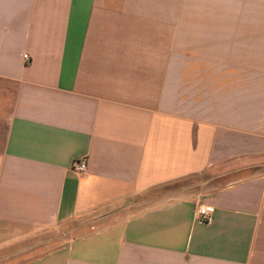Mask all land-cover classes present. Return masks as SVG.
Here are the masks:
<instances>
[{
    "label": "crops",
    "instance_id": "0c3cea01",
    "mask_svg": "<svg viewBox=\"0 0 264 264\" xmlns=\"http://www.w3.org/2000/svg\"><path fill=\"white\" fill-rule=\"evenodd\" d=\"M0 264H264V0H0Z\"/></svg>",
    "mask_w": 264,
    "mask_h": 264
},
{
    "label": "rangeland",
    "instance_id": "374dc122",
    "mask_svg": "<svg viewBox=\"0 0 264 264\" xmlns=\"http://www.w3.org/2000/svg\"><path fill=\"white\" fill-rule=\"evenodd\" d=\"M234 167H237L236 163L222 165L219 169L216 170V172H226L232 170ZM260 169L263 168L253 166L252 168L241 170L237 172L235 175L231 176L230 181L251 176L252 174L257 173ZM78 226L79 225L77 223L76 225L74 224L72 226H58V227H54L53 229L49 228L43 231L42 233H40L31 241H28L27 244L44 245L42 248L43 251L51 250L53 248L63 245L69 239L76 237L78 235V232L75 229H77Z\"/></svg>",
    "mask_w": 264,
    "mask_h": 264
},
{
    "label": "built area",
    "instance_id": "2783aa9c",
    "mask_svg": "<svg viewBox=\"0 0 264 264\" xmlns=\"http://www.w3.org/2000/svg\"><path fill=\"white\" fill-rule=\"evenodd\" d=\"M25 59L29 60V55H25ZM87 168H88L87 162L84 159L77 161V163L75 164V169L83 175L87 173ZM213 212H214V208H210V207L201 208L199 210V216L201 221L203 222L208 221Z\"/></svg>",
    "mask_w": 264,
    "mask_h": 264
}]
</instances>
